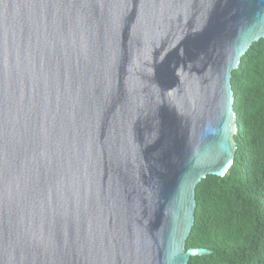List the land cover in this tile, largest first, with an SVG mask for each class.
<instances>
[{"label": "water", "instance_id": "water-1", "mask_svg": "<svg viewBox=\"0 0 264 264\" xmlns=\"http://www.w3.org/2000/svg\"><path fill=\"white\" fill-rule=\"evenodd\" d=\"M264 0H0V264H186L233 161L231 71Z\"/></svg>", "mask_w": 264, "mask_h": 264}, {"label": "trees", "instance_id": "trees-1", "mask_svg": "<svg viewBox=\"0 0 264 264\" xmlns=\"http://www.w3.org/2000/svg\"><path fill=\"white\" fill-rule=\"evenodd\" d=\"M236 131L223 176L195 186L194 222L185 248L205 247L186 264H264V39L252 42L231 71Z\"/></svg>", "mask_w": 264, "mask_h": 264}, {"label": "clouds", "instance_id": "clouds-1", "mask_svg": "<svg viewBox=\"0 0 264 264\" xmlns=\"http://www.w3.org/2000/svg\"><path fill=\"white\" fill-rule=\"evenodd\" d=\"M260 39V38H259ZM263 39V38H262ZM257 41V40H256ZM255 42V41H254ZM247 51V50H246ZM244 55V54H243ZM238 67V66H237ZM236 131V130H235ZM235 133V132H234ZM232 164V163H231ZM230 164V165H231ZM230 165L227 167V169L225 170V172L221 175V176H223L225 173H226V171L228 170V168L230 167Z\"/></svg>", "mask_w": 264, "mask_h": 264}]
</instances>
